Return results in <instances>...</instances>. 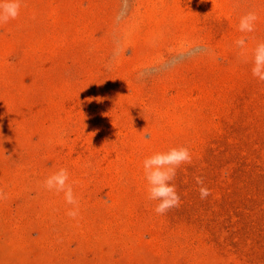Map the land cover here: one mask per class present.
Wrapping results in <instances>:
<instances>
[{
  "label": "rangeland",
  "instance_id": "1",
  "mask_svg": "<svg viewBox=\"0 0 264 264\" xmlns=\"http://www.w3.org/2000/svg\"><path fill=\"white\" fill-rule=\"evenodd\" d=\"M258 42L264 0H24L0 26V264H264ZM179 146L157 215L142 162ZM61 167L78 220L41 187Z\"/></svg>",
  "mask_w": 264,
  "mask_h": 264
},
{
  "label": "clouds",
  "instance_id": "2",
  "mask_svg": "<svg viewBox=\"0 0 264 264\" xmlns=\"http://www.w3.org/2000/svg\"><path fill=\"white\" fill-rule=\"evenodd\" d=\"M24 0H0V26L17 19L20 16ZM259 16L256 11H249L242 15L238 24V31L241 33H252L255 31L256 22ZM237 47L244 50L246 36H241L235 41ZM245 62L252 64L251 73L254 78L264 81V42H258L252 50L251 59ZM115 127L114 123L112 122ZM192 154L189 148L184 146L171 147L164 152H156L145 157L142 162L144 178L147 182L146 193L149 201H155L154 212L157 215H164L170 209L179 207L181 198L174 183L177 170L181 165L192 163ZM199 187L201 200L207 199L211 195V189L205 184L202 177H195ZM74 182L70 181L69 171L65 167L59 168L43 179L41 187L56 194L63 193L66 205L65 215L72 220L80 218L79 198L74 192ZM8 198L5 190L0 187V202Z\"/></svg>",
  "mask_w": 264,
  "mask_h": 264
}]
</instances>
